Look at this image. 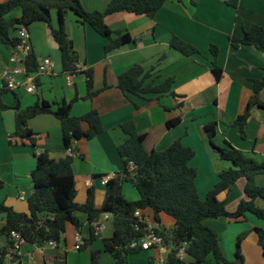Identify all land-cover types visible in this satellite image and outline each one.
Wrapping results in <instances>:
<instances>
[{"label":"crops","instance_id":"1","mask_svg":"<svg viewBox=\"0 0 264 264\" xmlns=\"http://www.w3.org/2000/svg\"><path fill=\"white\" fill-rule=\"evenodd\" d=\"M7 0H0L5 2ZM230 0H167L154 18L123 11L108 15L105 19L112 30L129 32L134 41L115 49L105 51L108 39L97 33L90 25L78 22L69 12L66 16V30L74 43L79 56L78 71L65 72L61 52L51 35L50 28L43 22H36L28 29L32 52L38 63L49 57L53 63L49 75H43L37 82V93L29 94L23 89L7 92L2 100L10 107L18 103L22 108L35 104L38 100L50 103L70 102L75 97L72 113L85 114L91 109L98 110L104 125L102 134L92 140L81 139L74 144L73 170L76 180V202L84 204L88 191L94 190L95 205L100 208L106 195V185L101 183L103 176H116L123 172L124 162L118 147L127 136L122 124L134 120L137 130L146 134L144 146L148 152L163 151L174 141L182 143L195 152L191 166L197 170L199 195L205 199L214 188L224 170L235 167L233 162L221 159L206 126L216 122V146L225 141L258 162L264 161V108L254 106L245 126L243 138L235 120L245 112L254 94V80L264 77V53L252 46L234 48L230 38L242 37L253 25L264 26V0H239L238 6L228 4ZM111 0H82L88 11L106 10ZM21 9L13 11L9 17H20ZM51 23L58 28V12L51 11ZM17 36L18 32L12 33ZM176 35L195 46L200 53L185 56L171 47V38ZM219 49L217 65L223 74L217 80L212 69L214 56L211 46ZM12 48L0 42V83L2 70L12 66ZM141 64L145 70H154L156 84L173 77L172 90L176 96L150 94L146 97H127L118 87L119 76L130 67ZM94 71V88L102 90L92 100L84 99L87 94L85 71ZM264 103V89L259 93ZM179 103L182 106L179 107ZM135 104L140 105L136 108ZM181 117V123L169 128L167 122ZM29 127L36 133V146L28 140L21 141L14 136L15 110L0 111V205L4 204L20 213H28V198L34 192L32 173L36 169V156L45 151L53 158H65V149L60 121L53 115H39L29 120ZM83 128L88 125L83 123ZM258 186L264 187V174L256 178ZM247 180L239 179L230 191L219 194L229 212H235L239 203L247 199ZM126 184V183H125ZM123 185V193L128 200L137 201L139 193ZM130 185V184H129ZM23 197L24 199H21ZM256 204L264 207V199L258 198ZM149 225H156L154 212L143 210ZM83 222L81 231L72 224L67 225L64 240L60 244L44 246L23 242L19 258L14 261L10 255L5 264H91L92 253L99 252V264H116L113 256L104 250L103 240L114 234L113 217L103 222V230L95 235L85 249L91 236V225L85 213L77 212ZM162 230L171 232L174 219L161 214ZM205 225L213 230L219 240L224 256L236 260L237 238L247 233L241 249L246 264H264V251L258 243L255 228L264 229V220L252 213L232 219L227 217L206 219ZM6 224V215L0 212V229ZM8 240L2 236L0 249L7 247ZM157 250H143L129 256V264H153ZM188 264H215L209 257L205 262L194 263L187 254L182 257Z\"/></svg>","mask_w":264,"mask_h":264},{"label":"trees","instance_id":"2","mask_svg":"<svg viewBox=\"0 0 264 264\" xmlns=\"http://www.w3.org/2000/svg\"><path fill=\"white\" fill-rule=\"evenodd\" d=\"M166 1L111 0L105 11L91 12L85 9L82 0H7L0 2V42L9 48H16L21 43V39L19 35L13 36L12 33L18 32L21 27L29 29L34 23L43 22L50 28L51 35L59 47L64 71L75 74L78 71L79 56L66 30V16L69 12L77 17L79 23L90 25L97 33L109 40L105 46V51L108 53L134 41L129 32L112 30L105 21L108 15L127 11L154 18ZM238 1L230 0L228 4L237 7ZM16 9H21V16L9 17ZM52 10L58 12V28L52 26ZM230 42L236 49L241 46H252L264 53V26L253 25L242 37H231ZM170 44L185 56L200 53L195 46L176 35H173ZM211 53L214 56L212 71L216 79L220 80L223 71L217 65L218 47L212 45ZM38 65V58L32 52L26 60L28 72L36 71ZM155 68L145 70L141 64H136L119 76L117 87L127 97L131 95L146 97L150 94H156L157 97L166 94L176 96L172 90L175 79L169 77L163 83L156 84L153 78ZM84 73L87 77V94L84 99L92 100L102 90L108 88L106 85L102 90H95L93 69L90 68ZM253 85L254 94L245 112L239 115L234 123L239 127L243 138L246 137L245 126L252 108L256 105L264 108V103L259 100V93L264 89V77L261 80H254ZM5 93L7 92L0 95V111L15 110V137L21 141L28 140L35 147L36 133L29 127V120L39 115H53L61 123L65 149H71L73 154L57 159L45 151L36 156L37 166L32 173L34 192L27 201L28 213H20L4 204L0 205V212L6 215V224L0 229V239L4 236L8 240L7 247L0 249V264H5L8 255H12L14 261L19 258L17 253H10L14 247L11 235L13 231L20 233L24 242L30 244L41 246L50 242L60 244L64 240L68 224L81 231L83 222L77 216V212L85 213L91 225V236L80 248L85 249L95 240L92 224L103 214H110L113 217L114 234L111 238L103 240L104 250L113 256L116 264H129L130 255L143 251L140 248H132V243L139 241L148 227L145 222L140 223L137 229L135 212L147 209L154 212L157 224L161 223V214L174 219L175 225L171 236H168L162 228L157 229L165 238L166 244L171 247L167 264H188L177 256L178 248L183 245L186 254L194 263H202L212 257L215 264H246L241 246L247 233L237 238L236 260L230 261L220 248L217 234L206 226L204 221L222 217L238 219L246 213H252L264 220V207L256 204L258 198L264 199V187L258 186L255 180L258 175L264 174V161L258 162L227 141L221 147L216 146L213 141L216 135L215 121L206 126V132L221 159L233 162L235 167L220 174L218 182L205 199L199 195L197 170L191 166L195 152L185 146L181 139L174 141L163 151L148 152L144 146L146 134L139 133L135 121L129 120L121 126L127 138L118 147L119 155L124 162V170L110 178L106 185L103 205L97 208L93 189L88 191L84 204L76 202L77 189L73 163L74 144L81 139L92 140L104 131L98 110L91 109L83 115H73V104L79 99L78 96L70 102L50 103L46 100H38L26 108H22L19 103L12 108L2 100ZM10 93L17 96L16 92ZM135 106L137 109L140 108L138 104ZM181 106L182 103H179V107ZM181 121L182 118L179 116L169 120L167 125L173 128ZM83 123L88 125L87 129L83 128ZM130 163L135 166L134 173L130 171ZM241 178L247 180L245 191L248 198L239 203L235 212H229L225 202L218 196L230 191ZM125 183H131L137 190L139 193L137 201L125 197L123 193ZM2 187L3 182L0 181V189ZM255 231L258 234V243L264 251V229L255 228ZM98 257L99 252H93L91 264H99ZM153 261L152 259V263Z\"/></svg>","mask_w":264,"mask_h":264},{"label":"built area","instance_id":"3","mask_svg":"<svg viewBox=\"0 0 264 264\" xmlns=\"http://www.w3.org/2000/svg\"><path fill=\"white\" fill-rule=\"evenodd\" d=\"M18 35L21 39V43L12 49V55L10 57V64L12 66L5 67L1 74L0 83V95L3 92H20L23 89L26 93L36 94L37 93V82L43 75H49L52 71V61L49 57L44 58L38 65L36 71L29 73L26 67V60L28 56L32 53V47L30 44L29 32L26 27H21L18 31ZM69 154H73L71 149H68ZM130 171L134 173L135 166L130 163ZM111 176H103L101 178V183L107 185ZM21 199H24L21 197ZM112 217L110 214H103L101 218L92 224L94 228L95 235L99 234L103 230V222ZM135 217L138 221L137 229L140 223H147V218L142 214L141 210L135 212ZM148 224V223H147ZM160 228L158 224L149 225L146 228L145 235L139 240L134 241L131 245L132 248H140L141 250H157L158 256L154 257L153 264H167L169 253L171 252V247L165 242V238L157 231ZM12 238L14 241V247L11 249L10 253H18L22 243L24 242L20 233L13 231ZM50 245H55L56 243L50 242ZM80 244L76 246L77 249L80 248ZM186 255L185 246L178 248L177 256L182 258ZM12 258V255H10Z\"/></svg>","mask_w":264,"mask_h":264},{"label":"rangeland","instance_id":"4","mask_svg":"<svg viewBox=\"0 0 264 264\" xmlns=\"http://www.w3.org/2000/svg\"><path fill=\"white\" fill-rule=\"evenodd\" d=\"M130 184V185H129ZM126 186L130 187L132 190L136 191V189L133 187L131 183H126ZM137 192V191H136ZM81 213V212H80ZM168 233V232H167ZM168 236H171V232L168 233Z\"/></svg>","mask_w":264,"mask_h":264}]
</instances>
